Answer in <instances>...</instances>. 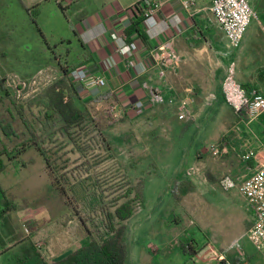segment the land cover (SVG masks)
<instances>
[{
  "label": "rangeland",
  "instance_id": "obj_1",
  "mask_svg": "<svg viewBox=\"0 0 264 264\" xmlns=\"http://www.w3.org/2000/svg\"><path fill=\"white\" fill-rule=\"evenodd\" d=\"M40 1L0 0V87L3 88L0 96L4 99L0 104V121L11 123L17 133L16 137L8 138L0 130V157L6 163L5 170L0 173V212L5 210V195L13 206L0 217V248L3 249L0 264H21L22 260L26 264L28 259H31L28 264H34L37 261L35 252L45 262L53 264L58 261L57 255L65 241L67 245L62 246L64 255L93 240L106 241L110 237L106 228L107 215L114 214L118 207L130 200L138 199L140 193L141 201L133 204L134 216L124 222L115 220L117 228H126L125 240L130 247L131 264H206L212 261L213 257L206 251L194 258H190L191 254H184V260L173 253L175 246L182 244L195 251L190 238L195 230L187 228L186 238L182 228H173L174 221L179 220L180 204L175 207L171 203L172 193L167 190L178 156L176 151L170 157L168 151L156 150L161 144L171 143L173 134L169 127L164 126L162 132L156 127L146 132L141 129V118L114 117L110 114L111 107L116 104L112 100L99 106L92 101H76L78 108L85 113V119L68 131L64 130L60 117L53 121L44 118L47 103L41 96L59 81L56 68L47 65L60 61L68 66L66 61L74 58L77 48L70 45V41L75 42L70 30L69 40H56L58 34L65 35L64 31L54 28L57 20L52 4L57 0H49L51 4L47 5L40 4ZM56 7L61 11L57 4ZM253 7L257 15L250 25L241 56L242 66L245 64L252 70V77L241 79L242 73L236 68L233 74L242 89H255L264 94V81L260 80L264 72V0H255ZM41 65L44 68L35 76L23 78ZM246 74L249 75L248 70ZM4 78L15 81L12 90L8 79ZM212 98L214 109L209 125L213 143L208 149L212 165L206 167L208 159L198 161V152L189 167L193 173H205L210 183H216H204L198 190L206 202L221 211L226 237L232 238L238 230L237 226L231 225L234 206L240 204L243 197L227 190L234 196L231 204L225 198V189L220 186L222 178L230 174L223 173L217 182L214 176L224 172L221 160L232 152L230 147L240 142L244 131L250 135V141H244L249 143L248 147L253 141L259 147L252 146L249 151L238 152L240 163L250 161L245 159L248 154H264V114L254 118L237 114L226 100L216 106ZM11 99L25 106L24 116L36 129L35 139H31ZM259 121L262 123L260 131L253 125ZM26 142L27 148L34 146L41 151L48 163L47 173L35 151H28L17 162L4 154L7 150L11 157L16 156V150L23 149L22 144ZM161 187L166 194L164 192L160 197ZM132 189L135 192L131 194ZM46 217H52L49 224ZM10 234L16 235L15 240L11 239L14 242L28 241L26 238L30 236L29 249L24 251L23 245L6 249ZM178 234L182 237H178L176 243L171 241ZM239 237L236 234L235 238ZM239 242L240 251L247 258L264 264L263 256L248 237L242 236Z\"/></svg>",
  "mask_w": 264,
  "mask_h": 264
},
{
  "label": "crops",
  "instance_id": "obj_2",
  "mask_svg": "<svg viewBox=\"0 0 264 264\" xmlns=\"http://www.w3.org/2000/svg\"><path fill=\"white\" fill-rule=\"evenodd\" d=\"M141 1L144 0H57L56 4L61 8V11L56 7V4H52L57 20L53 27L56 31L58 28L62 32L64 31L65 35L58 34L56 40L61 42L69 40L68 30H70L75 40V42L70 41V45H75L77 49L74 58L70 59L71 61H66V64L71 66L70 69L60 61H55L47 66L56 68V79L58 80L63 77L62 67L69 71L81 68L106 78L107 85L105 87L90 91L80 90V98L76 100L78 103L92 101L99 106L112 100L113 104L117 103L123 108H128L127 114L123 117L143 119L141 120L142 130L149 132L156 127L159 132H162L164 126L172 130L171 143L161 144L156 147V150L168 151L169 154L171 153L170 157L175 154V151L177 152L178 161L171 171L172 182L168 186L167 192L171 193L173 182L176 180L189 181L195 185V190L183 196L179 205L180 215L177 213L179 220L174 221L175 226H173L175 229L182 228V233L186 238L188 237L187 228H194L195 234L190 235V238L194 243L196 254L190 258L197 257L206 251L213 257L212 261H208L206 264H224V261L233 264H260L254 258H247L246 254L240 251L239 239L242 236L247 237V232L253 223V214L246 198L240 194L237 188L231 189L245 200L241 198L240 204L233 205L235 213L231 225L237 226L236 234H239L240 237L235 238V234L232 238H227L226 227L221 223L223 219H220L221 211L206 202L203 193H199L198 190L199 187L205 185L204 183L212 185L216 183H210L209 177L205 173H193V169L189 167L190 163L195 162L196 156L194 155L198 152L196 158L198 161L208 159L206 167L212 165L208 151L213 143L209 125L214 109L212 97L216 101V106L222 105V101H225L222 85L229 75L234 77L235 68L237 72L242 73L241 79L252 77V70L248 69L245 64L242 66L244 62L241 59L243 56L242 47L248 38L249 29L242 46L239 49H234L214 18L211 10L214 0H146L160 6L157 12V25L154 28H149L142 20L141 29L146 36L145 40L136 34L127 37L125 31L137 18L128 10ZM249 1L253 7L255 0ZM39 3L42 5L51 4L49 0H41ZM113 33L124 35L125 41L129 39L139 43V50L133 56L134 67H131L128 60L117 53L118 46L124 41H114L111 37ZM167 43H170L174 49L178 63L167 68L165 76H161L160 67L156 65L155 58L161 57V54L163 57L166 55L160 50V47ZM56 62L58 64H55ZM42 68H44L43 65L30 71L26 77H22L30 78ZM247 70L249 75L246 74ZM4 79H8V86L12 90L15 81L12 82L10 78ZM10 89L7 90L11 91ZM158 94L162 96L160 102H156L154 99ZM136 101H142L145 104V112L141 116H137L131 111V106ZM183 103L188 104L190 114L184 119H179ZM13 114L15 115V112ZM260 123L259 121L253 124L258 131L261 129ZM239 140L240 142L235 143L233 148L230 147L235 152L232 150L221 160L224 172L221 171L218 176H214L216 182L223 173L230 174V177L233 176L232 178L238 183L255 173L256 161L252 158L253 161H251L252 159L245 161L246 165L244 166L240 163L238 154L241 151H249L258 144L254 145L253 141L250 144L253 147H248L250 135L247 131L242 133ZM246 140L248 142H244ZM28 151H35L40 156L47 173L48 163L34 146L29 147L20 159ZM20 159L14 162L20 161ZM187 159L188 162H186ZM228 168H230L229 171H227ZM225 191V198L233 204L234 196L229 191ZM164 192L166 194L164 187H161L160 197ZM170 197L172 198V195ZM46 218V222L49 224L52 217ZM29 237L26 238L28 241L20 239L14 242L11 239L15 240L17 237L15 234H10L5 247L9 249L23 245V250L26 251L29 249ZM178 237H182V235L178 234L171 241H177ZM236 243L239 244V249L234 247ZM64 245H67V241L61 244L60 254L57 255L58 261L68 256V254L62 253ZM180 248L181 246H175L173 253L178 254L180 259L184 260L186 256ZM2 251L3 249L0 248V254ZM29 261L31 259H28L26 264ZM262 261L264 262V257ZM128 264H131V253Z\"/></svg>",
  "mask_w": 264,
  "mask_h": 264
},
{
  "label": "built area",
  "instance_id": "obj_3",
  "mask_svg": "<svg viewBox=\"0 0 264 264\" xmlns=\"http://www.w3.org/2000/svg\"><path fill=\"white\" fill-rule=\"evenodd\" d=\"M160 9L159 4L150 3L146 0L141 1L131 7L128 11L135 17L140 16L149 28L157 25V12ZM212 13L216 22L219 24L225 36L234 49H239L245 39L248 29L256 17V12L249 0H214ZM114 41H124L118 46L117 53L128 60L131 67L135 66L134 54L139 50V43L134 40L127 42L125 36L118 33L111 34ZM125 39V40H124ZM160 50L166 55L155 58V63L160 67V75L165 76L166 69L173 67L178 63L174 49L170 43L162 45ZM70 78L83 91H90L95 88H102L107 85V80L102 75H97L81 68H74L70 71ZM222 94L224 99L231 105L237 114H247L250 117H258L264 114V94L255 89H242L240 84L232 75H229L222 85ZM156 102L162 101L160 94L154 97ZM188 104L183 103L179 119L186 118L190 112ZM131 111L137 116L145 112V104L142 101H136L131 106ZM128 112V108H123L119 104L111 107L110 114L114 117H123ZM254 159L256 161L255 173L242 182H236L232 177L225 176L221 180V186L225 190L237 188L246 198L253 214L252 227L247 232L249 241L253 244L258 253L264 257V154H248L246 160ZM234 247L239 248L236 243ZM224 264H233L224 261Z\"/></svg>",
  "mask_w": 264,
  "mask_h": 264
},
{
  "label": "trees",
  "instance_id": "obj_4",
  "mask_svg": "<svg viewBox=\"0 0 264 264\" xmlns=\"http://www.w3.org/2000/svg\"><path fill=\"white\" fill-rule=\"evenodd\" d=\"M142 17L137 16L136 20L131 24V26L125 31L127 37L136 34L142 40H145L146 36L141 29ZM130 42L131 40H127ZM63 77L52 84L49 88L46 89L43 96V100L46 101V109L44 112V118L47 121H53L56 117H60L64 123V130L68 131L72 127L80 125L85 119V113L79 109L76 105V100L80 98L79 91L81 88L77 86L72 79L70 78V71L62 67ZM260 80L264 81V72L260 75ZM3 91V88L0 87V92ZM6 95L9 96V93L6 91ZM3 102V96H0V104ZM12 104L14 105L21 120L24 123V126L28 133L30 134L31 139L36 138V129L31 124L26 117L24 116L25 106L23 104H18L15 100L11 99ZM0 130L2 133L10 138L16 137L17 133L11 123H4L0 121ZM28 143H23L21 150H16V156L11 157V153L7 150H4V154L11 160L12 158L16 161L21 157L25 151L28 149ZM41 153V151L38 149ZM19 155V156H18ZM6 168V163L0 157V173L3 172ZM195 190V185L189 181H179L176 180L173 182L171 188L172 199L174 206L177 207L182 201V196ZM135 192L134 189L130 191L132 194ZM5 195V192H3ZM5 197V210L0 212V217L4 215L7 211H11L13 206H10L6 195ZM141 193L139 198L132 199L129 202L118 207L114 214H109L106 217V228L110 237L104 242H97L95 240L91 241L87 246L69 254L65 259L55 262L53 264H128L130 260V247L127 241L125 240L126 228H117L115 225V220L121 222L131 219L135 210L133 204L135 201H141ZM141 205V203H140ZM181 248L184 254H191L192 256L196 252L191 251L190 246L182 244ZM189 248V250H188ZM37 258L36 264H49L43 260V258L35 253ZM21 264H24L25 261L22 260Z\"/></svg>",
  "mask_w": 264,
  "mask_h": 264
}]
</instances>
